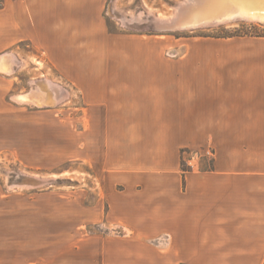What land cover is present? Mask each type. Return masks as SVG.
Returning a JSON list of instances; mask_svg holds the SVG:
<instances>
[{
  "label": "crops",
  "instance_id": "crops-1",
  "mask_svg": "<svg viewBox=\"0 0 264 264\" xmlns=\"http://www.w3.org/2000/svg\"><path fill=\"white\" fill-rule=\"evenodd\" d=\"M103 11L104 0H4L0 52L17 68L23 55L8 50L28 40L77 91L103 221L124 233L73 239L52 225L9 238L2 224L0 264H264V37L196 39L169 58L111 35ZM17 74L0 72V143L18 121L6 102L22 95Z\"/></svg>",
  "mask_w": 264,
  "mask_h": 264
},
{
  "label": "rangeland",
  "instance_id": "rangeland-1",
  "mask_svg": "<svg viewBox=\"0 0 264 264\" xmlns=\"http://www.w3.org/2000/svg\"><path fill=\"white\" fill-rule=\"evenodd\" d=\"M179 1L104 0L108 32L162 47L169 58L176 56V49L196 39L264 37V24L239 20L186 31L159 29L157 21L175 12ZM3 5L4 0H0V9ZM12 50L24 59L17 67L18 91L25 94L38 86L49 99L55 96L58 101L42 106L18 103L15 87L6 97L18 113V121L13 119V124L1 134L0 228L7 224L9 238L52 225L66 228L73 239L121 235L124 232L103 221L106 190L93 162H87L85 152L81 153L83 104L79 94L57 73L46 70L37 57V48L28 40L14 44L8 51ZM12 66L7 76H16V64ZM209 161L205 160L201 168L209 167Z\"/></svg>",
  "mask_w": 264,
  "mask_h": 264
},
{
  "label": "bare ground",
  "instance_id": "bare-ground-1",
  "mask_svg": "<svg viewBox=\"0 0 264 264\" xmlns=\"http://www.w3.org/2000/svg\"><path fill=\"white\" fill-rule=\"evenodd\" d=\"M187 13L186 23L188 26L209 24L234 17H241L249 19L250 22L264 24V0H199L191 3V8ZM164 21H167V18L159 19L157 21L158 27H162ZM176 26H179V21L176 22ZM7 61L4 56H0V72L4 74H9L11 70V64H6ZM46 98H48V95L37 87L36 90L19 95L16 101L18 103L40 106L46 103ZM53 98L56 102L58 101L55 96L51 100Z\"/></svg>",
  "mask_w": 264,
  "mask_h": 264
},
{
  "label": "water",
  "instance_id": "water-1",
  "mask_svg": "<svg viewBox=\"0 0 264 264\" xmlns=\"http://www.w3.org/2000/svg\"><path fill=\"white\" fill-rule=\"evenodd\" d=\"M199 0H181L179 3L175 6V12H173L171 15L167 16V21H164L163 26H159L158 28L161 30L166 31H186V30H194L197 28L205 27V26H211V25H219V24H225L229 22L234 21H249V19L241 18V17H234L230 19H226L224 21H216L209 24H193L188 26L186 23V17L188 15V10L191 8V3L198 2ZM179 21V26H176V22ZM262 24V23H261ZM187 25V26H186Z\"/></svg>",
  "mask_w": 264,
  "mask_h": 264
},
{
  "label": "trees",
  "instance_id": "trees-1",
  "mask_svg": "<svg viewBox=\"0 0 264 264\" xmlns=\"http://www.w3.org/2000/svg\"><path fill=\"white\" fill-rule=\"evenodd\" d=\"M231 37H233V36H231Z\"/></svg>",
  "mask_w": 264,
  "mask_h": 264
}]
</instances>
